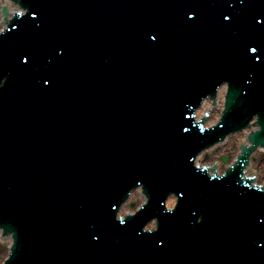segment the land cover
Returning <instances> with one entry per match:
<instances>
[{
	"label": "water",
	"instance_id": "1",
	"mask_svg": "<svg viewBox=\"0 0 264 264\" xmlns=\"http://www.w3.org/2000/svg\"><path fill=\"white\" fill-rule=\"evenodd\" d=\"M21 2L29 11L11 21L20 27L0 36V225L15 239L6 264H264V225L255 219L264 194L241 178L253 146H243L220 177L192 164L255 112L263 128L250 140L264 142V63L245 51L264 42V25L256 24L264 0ZM3 6L18 10L11 0ZM225 80L223 118L206 130L194 110ZM224 93L220 86L215 104L204 100L196 111L206 114L204 125L218 119ZM251 129L200 153L195 164L217 163L220 174ZM137 184L149 204L121 223L115 210ZM178 190L185 197L166 213L164 198ZM139 191L118 215L137 208ZM174 202L169 196L167 208ZM154 216L158 230L144 233ZM10 241L0 231V263Z\"/></svg>",
	"mask_w": 264,
	"mask_h": 264
},
{
	"label": "snow or ice",
	"instance_id": "2",
	"mask_svg": "<svg viewBox=\"0 0 264 264\" xmlns=\"http://www.w3.org/2000/svg\"><path fill=\"white\" fill-rule=\"evenodd\" d=\"M239 2L242 4V3H244V0H239ZM17 7L19 8L17 15L20 17H24L25 16L24 8H20L19 3H17ZM3 12H4V9L0 8V14H3ZM222 15H223V19L225 21H231L233 19V17L231 15H228V14H222ZM30 16L32 18H37L38 12L36 10H31ZM187 16L190 19H194L197 16V12L195 10H189L187 13ZM256 24L264 25V15H261L258 18H256ZM12 26L16 27V28L20 27V25L18 23H15V22L13 23ZM5 31H11V29H0V34H3ZM260 34H264V30H262ZM152 39L156 40L157 37L155 35H153ZM258 49L260 50V52H264V42L260 41V43L257 45V43L255 41H251V42H249V44L245 45V51L247 53L254 54V55H251L249 57L251 60L264 63V61H261V55L257 54ZM61 51H63V49H61ZM21 61H22L23 66H25V67H29L32 64V60L30 59V56L27 53L22 54ZM41 79H42L43 83H45V84H51V82H52L51 78H49V77H41ZM249 83H251V81H249ZM0 86H2V80H0ZM225 86H227V85H225ZM183 131L188 132L189 129L183 128ZM175 195L180 197V198H183V197H185V192L183 190H178L175 193ZM116 206H117L116 204L112 205V207H116ZM175 210H176L175 206H171L168 208L169 212H174ZM119 219H120L121 223H125V220L123 217H119ZM255 219L259 225H264V210H261ZM155 225H156V221L153 220L152 221V227H155ZM95 238L97 240L100 239L99 235H97ZM159 243L162 246V245H164L165 241L163 239H161L159 241ZM260 247L264 248V237L261 238Z\"/></svg>",
	"mask_w": 264,
	"mask_h": 264
},
{
	"label": "bare ground",
	"instance_id": "3",
	"mask_svg": "<svg viewBox=\"0 0 264 264\" xmlns=\"http://www.w3.org/2000/svg\"><path fill=\"white\" fill-rule=\"evenodd\" d=\"M263 150L257 149L256 153H259ZM254 153V154H256ZM252 157V156H251ZM252 158L250 159V168L245 172L246 175H256V180H260L262 186H264V161L256 164L255 166L251 162Z\"/></svg>",
	"mask_w": 264,
	"mask_h": 264
},
{
	"label": "rangeland",
	"instance_id": "4",
	"mask_svg": "<svg viewBox=\"0 0 264 264\" xmlns=\"http://www.w3.org/2000/svg\"><path fill=\"white\" fill-rule=\"evenodd\" d=\"M262 161H264V150L259 153L253 154L251 162L254 166ZM257 182L260 183V180H257Z\"/></svg>",
	"mask_w": 264,
	"mask_h": 264
}]
</instances>
